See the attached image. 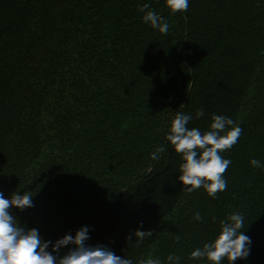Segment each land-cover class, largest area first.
Returning <instances> with one entry per match:
<instances>
[{
    "label": "trees",
    "instance_id": "16d2710c",
    "mask_svg": "<svg viewBox=\"0 0 264 264\" xmlns=\"http://www.w3.org/2000/svg\"><path fill=\"white\" fill-rule=\"evenodd\" d=\"M146 3L167 34L143 22ZM178 112L202 132L213 114L243 129L215 198L178 180L165 139ZM14 191L34 193L10 214L43 240L87 226L88 245L133 264H209L190 252L239 211L251 245L235 264H264V0L175 13L165 0H0V192ZM138 229L152 235L138 243Z\"/></svg>",
    "mask_w": 264,
    "mask_h": 264
},
{
    "label": "clouds",
    "instance_id": "9594fccd",
    "mask_svg": "<svg viewBox=\"0 0 264 264\" xmlns=\"http://www.w3.org/2000/svg\"><path fill=\"white\" fill-rule=\"evenodd\" d=\"M166 6L173 12H186L189 0H165ZM151 6L143 4L139 11L144 13L143 22L157 29L162 34L169 32V24L155 11L148 10ZM205 115L203 109L195 112V118ZM194 119L192 114L178 112L170 121L169 131L165 139L180 155L178 180L187 185L184 190L194 192L203 188L208 196L215 198L218 192L227 188L224 173L231 160L221 155L236 144L243 129L230 117L213 114L208 126L209 130L202 132L199 128H189L188 123ZM165 151L159 146L151 153L156 160ZM254 167H260L261 161L252 159ZM34 193L12 192L6 198L0 192V264H133L129 258L117 256L103 245H88L89 228L81 226L74 234H64L54 242L43 240L35 228H27L18 223L10 214L14 206L17 209L33 207ZM202 221L203 217L196 212L193 217ZM215 219V218H213ZM245 216L236 211L219 221V228L212 239L190 252L189 259H203L209 264H235L237 259H247L250 254L251 238L244 234ZM134 236L138 243L152 235L147 230H135ZM63 255H56L64 246H69ZM51 246L52 251L49 252ZM179 257L169 255L170 264H179ZM146 264H161L159 259H148Z\"/></svg>",
    "mask_w": 264,
    "mask_h": 264
}]
</instances>
